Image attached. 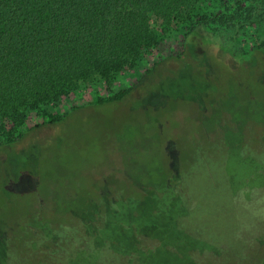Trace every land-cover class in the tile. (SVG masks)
Masks as SVG:
<instances>
[{"label":"rangeland","instance_id":"374dc122","mask_svg":"<svg viewBox=\"0 0 264 264\" xmlns=\"http://www.w3.org/2000/svg\"><path fill=\"white\" fill-rule=\"evenodd\" d=\"M239 1H198L162 34L164 52L145 53L110 85L81 82L48 107L66 114L63 121L1 149L0 231L4 223L21 231L33 216L47 221L54 213L73 228L66 212L99 194L106 205L133 210L140 264H264V49L243 60L204 28L184 41L197 14L237 10ZM238 39L246 51L264 46V21ZM134 82L124 100L96 103ZM40 121L34 113L32 124ZM166 182L180 200L171 218L159 217L163 228L151 229L146 198ZM21 245L16 238L15 254Z\"/></svg>","mask_w":264,"mask_h":264},{"label":"trees","instance_id":"16d2710c","mask_svg":"<svg viewBox=\"0 0 264 264\" xmlns=\"http://www.w3.org/2000/svg\"><path fill=\"white\" fill-rule=\"evenodd\" d=\"M198 1L0 0V150L19 143L33 128L63 121L66 114L49 113L48 107L59 104L81 82L100 79L110 85L145 53L164 52L162 34L195 12ZM196 18L185 42L204 28L222 44L234 45L243 60L255 49H264L236 47L245 29L264 21V0H240L237 10L228 6ZM138 82L99 96L96 103L122 101ZM34 113L41 120L35 125ZM96 196L88 209L82 208L84 213L66 212L77 223L73 228L54 213L47 221L29 222L21 231L0 233V264H140L130 238L136 227L133 210L106 205ZM155 218L151 215L148 226ZM137 230L145 232L141 226ZM16 238L23 242L18 254L13 248Z\"/></svg>","mask_w":264,"mask_h":264},{"label":"flooded vegetation","instance_id":"af4514ba","mask_svg":"<svg viewBox=\"0 0 264 264\" xmlns=\"http://www.w3.org/2000/svg\"><path fill=\"white\" fill-rule=\"evenodd\" d=\"M262 139L264 141L263 137H262ZM167 182L162 185L163 189L162 188L153 187V190H152V192H150V194H153V195L155 194V197L150 196V197L146 198V199L150 200L153 203L152 210L149 212V214L156 216V218H155L156 223H152V225L149 226V227H151V229H160L161 226L163 228L164 224L161 223V221H159V217L171 218V213L174 211L173 204L178 199V197L176 196L177 194H176V190L174 189V187L171 186L170 184L168 185ZM161 193L166 194V195L162 196ZM86 199L87 200H82L81 201V205L83 204V202H85V204L83 206H81V209H78L77 211H75L76 213H78V214L84 213V210L82 208L85 207V209H88L90 207V204H91L93 198L92 197H88ZM37 220H43L41 215H40V218H38L36 216H33L31 218L30 222L34 223ZM3 223H4V221H3ZM33 226L36 227L35 224ZM1 227H2V229H1L0 233L8 234L9 232H13V230H14V228L8 227L6 223H4L3 226H1Z\"/></svg>","mask_w":264,"mask_h":264}]
</instances>
